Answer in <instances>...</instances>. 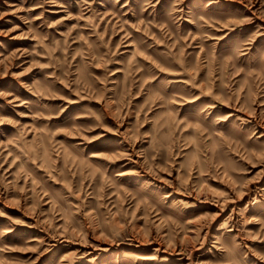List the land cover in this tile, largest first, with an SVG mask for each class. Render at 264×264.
<instances>
[{
    "label": "rangeland",
    "instance_id": "rangeland-1",
    "mask_svg": "<svg viewBox=\"0 0 264 264\" xmlns=\"http://www.w3.org/2000/svg\"><path fill=\"white\" fill-rule=\"evenodd\" d=\"M0 264H264V0H0Z\"/></svg>",
    "mask_w": 264,
    "mask_h": 264
}]
</instances>
